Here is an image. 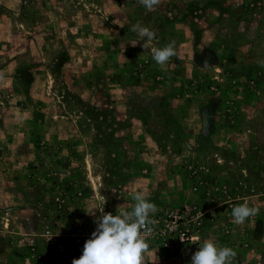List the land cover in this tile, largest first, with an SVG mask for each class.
Here are the masks:
<instances>
[{"label":"rangeland","instance_id":"1","mask_svg":"<svg viewBox=\"0 0 264 264\" xmlns=\"http://www.w3.org/2000/svg\"><path fill=\"white\" fill-rule=\"evenodd\" d=\"M136 192L157 206L144 264L206 239L264 264V0H0V264H72L88 213Z\"/></svg>","mask_w":264,"mask_h":264},{"label":"clouds","instance_id":"2","mask_svg":"<svg viewBox=\"0 0 264 264\" xmlns=\"http://www.w3.org/2000/svg\"><path fill=\"white\" fill-rule=\"evenodd\" d=\"M137 2L152 12L161 0ZM130 30L144 41L142 47L145 50L148 43L157 38L156 29L139 21L133 24ZM151 54L156 64L164 69L168 62L177 56L175 42L163 48L153 47ZM132 198L135 203L131 206V211H117V214L113 215L111 212L105 213L103 206L88 213L95 216V210H99L100 216L95 221L97 227L91 238L86 240L82 255L73 259L72 264H144L145 254L149 250L146 237L152 231L149 226L154 224L150 217L157 212V206L149 201L144 192H136ZM258 212L257 207L244 202L234 206L231 215L234 223L242 224ZM236 258L237 253L231 247L221 246L212 239H206L192 255L191 264H235Z\"/></svg>","mask_w":264,"mask_h":264},{"label":"built area","instance_id":"3","mask_svg":"<svg viewBox=\"0 0 264 264\" xmlns=\"http://www.w3.org/2000/svg\"><path fill=\"white\" fill-rule=\"evenodd\" d=\"M49 233V232H48Z\"/></svg>","mask_w":264,"mask_h":264}]
</instances>
